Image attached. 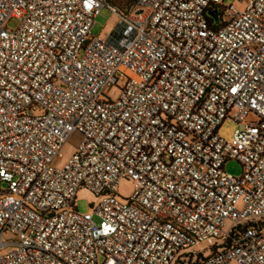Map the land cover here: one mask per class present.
<instances>
[{
    "label": "built area",
    "instance_id": "2783aa9c",
    "mask_svg": "<svg viewBox=\"0 0 264 264\" xmlns=\"http://www.w3.org/2000/svg\"><path fill=\"white\" fill-rule=\"evenodd\" d=\"M226 1L0 0V264H264V0Z\"/></svg>",
    "mask_w": 264,
    "mask_h": 264
},
{
    "label": "rangeland",
    "instance_id": "374dc122",
    "mask_svg": "<svg viewBox=\"0 0 264 264\" xmlns=\"http://www.w3.org/2000/svg\"><path fill=\"white\" fill-rule=\"evenodd\" d=\"M109 4L113 5L114 7L122 10L124 8H128L129 5L133 4L135 0H106ZM249 0H244L243 2H240L239 0H227L226 2H232L235 7L238 9H243ZM117 23V17L116 15L112 14L110 10L106 7H103L95 16L94 18V25L91 29V33L93 35L101 34L104 37H107L108 34L114 29L115 25ZM17 25V20L10 19L7 21L6 26L8 28H15ZM103 93L108 96L111 99H115L119 93V88L117 85H111L106 88H104ZM236 127V124L230 120L226 119L221 123V125L218 128V134L225 140H230L232 138L233 131ZM80 140V135L78 133L72 134L67 141L64 143L62 149H61V157L57 158L54 161V165L57 167H61L67 159L71 156V154L74 152V150L77 147V144ZM224 170L232 174L234 176H239L242 172V168L236 160H228L224 164ZM133 191V182L131 180L122 179L115 190L116 196L118 198L126 199L129 197V195ZM97 197L90 194L89 192L85 190H79L76 195V206L79 212H85L89 208V203L97 202ZM225 229L229 228V220L225 222ZM207 247V244L204 242H201L197 244L196 246H193L192 248L195 250L204 249Z\"/></svg>",
    "mask_w": 264,
    "mask_h": 264
},
{
    "label": "trees",
    "instance_id": "16d2710c",
    "mask_svg": "<svg viewBox=\"0 0 264 264\" xmlns=\"http://www.w3.org/2000/svg\"><path fill=\"white\" fill-rule=\"evenodd\" d=\"M135 3H136V0L134 1L133 4L129 5L128 8L126 7L124 9L133 8L135 6ZM248 224L249 225L251 224V225H258L259 226V225H263L264 221H260L258 223L252 222V223H248ZM247 226H248L247 224H244L242 226H237L236 228L233 229V231H232L230 236L233 237V235H236V232H238V233L241 232L242 229L246 228ZM230 244H231V240L227 238V239L224 240V242L217 243L216 245H214L212 247H208V248L201 249V250H198V251H185V252H183L180 255V257L178 258V260L176 261L175 264H200L211 253H213L217 248H227Z\"/></svg>",
    "mask_w": 264,
    "mask_h": 264
},
{
    "label": "snow or ice",
    "instance_id": "6c2138e0",
    "mask_svg": "<svg viewBox=\"0 0 264 264\" xmlns=\"http://www.w3.org/2000/svg\"><path fill=\"white\" fill-rule=\"evenodd\" d=\"M233 91H235V89H233Z\"/></svg>",
    "mask_w": 264,
    "mask_h": 264
}]
</instances>
